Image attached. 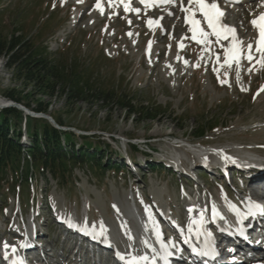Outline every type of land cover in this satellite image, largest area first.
<instances>
[{"label":"rangeland","instance_id":"obj_1","mask_svg":"<svg viewBox=\"0 0 264 264\" xmlns=\"http://www.w3.org/2000/svg\"><path fill=\"white\" fill-rule=\"evenodd\" d=\"M97 2L98 0H0V32L3 36L9 37L10 40V34L17 31L20 38H32L37 50H41L42 46L46 48L45 56H49L51 60L56 59L67 69H71L72 65L78 66L90 78L97 94L92 97V93H86L89 98L69 100L66 91H63L64 87L60 85L54 89L53 94L49 90L46 91L47 87H43L41 91L35 85L27 84L24 77H18L15 68L8 69L7 56L4 54L0 58V96L3 97L4 92L8 90L29 94L32 96L29 99L32 110L38 102L49 104L46 115L61 121L64 128L73 131V142L79 147L82 148L87 142L93 143L96 148H104L108 144L110 146L107 151L93 150L94 152L90 151L88 156H84L87 160L98 154L102 166L96 162L91 164V161L81 164H74L73 161L68 163L69 174L64 184L53 180L48 173L39 174L41 164H32L28 153H25L20 157L21 164H26L25 170L16 171L21 180L23 177L25 179L29 161L33 165V169H30L33 175L27 176L29 191L22 190L21 193H18L21 184L13 174L15 171L9 166L6 167L5 173L0 175V236L3 243L4 238H16L18 231L15 229L24 227L13 223L12 232H8L10 227L5 228V224L12 223L10 217L12 215L13 220V215L18 212V200L22 199L26 200L23 208L28 214L27 221H31L34 215L37 227L42 224L48 229L49 236H45L46 241L55 244V251L61 258L65 246L62 243L63 236H59L57 225L52 220L56 210H67L72 216L86 215L83 210L86 207L93 212L89 214L91 218L98 222L112 218L115 215V206L122 200H129L133 193L137 204L144 201L150 204L149 208L151 205L162 204L167 212L168 206L173 207L178 203L175 195L195 186L205 195L203 201L206 196L209 197L207 194L218 201L215 194L217 190L207 189L216 187L215 182L219 180L212 182L200 174L201 171L204 173L207 169H212L204 162L210 153H201L202 158H198V166L194 168L196 172L193 173H196L200 180L194 181L193 186L180 184L177 181L178 174H172L159 161L171 151L169 147L165 148V144L173 141L166 136H152L156 130L164 135L171 133L176 138L183 135V140L177 139L182 140L183 145L186 144L183 142L185 140L193 141L191 146L194 149L201 143H204L202 146H207V149L224 150L231 145L250 150L246 156L264 157V148L256 147L264 146V131L252 130L264 124V115L257 116L264 107V91H261L264 84V68L261 69L256 64L255 70L250 73L247 71L250 67L248 61L242 60L237 82L235 65L231 69L220 67L224 59L222 48L229 42H224L223 45L213 43L210 51H202L203 46L191 39L190 25L183 20L180 22L181 18H186L185 14L182 12V17L180 10L176 8L167 10L174 14V17L170 15L171 18H166L165 28H159L157 31L156 28L150 29L146 24L148 15L154 12L151 9L139 12L140 15L130 16L132 12L124 13L122 3L117 6L115 0H100L102 15L96 8ZM110 2L113 3L112 7H109ZM104 8L107 9L106 13ZM235 12H245L241 22L245 20L244 22L250 24L251 15L247 14L246 10L238 9ZM160 21L161 18L158 26ZM178 27L181 32H176ZM239 29L243 31L239 39L244 41L245 45L251 42L253 33L247 29L242 30V26H239ZM128 33H132V36ZM180 43L184 45L182 49L178 48ZM178 56L181 59H177ZM217 56L220 57L219 63L216 62ZM185 61L188 62L187 65ZM213 68H217L219 72H214ZM98 90H109L113 97L108 100L99 99ZM116 98L131 101L138 110L144 107L153 111L148 117L130 116L116 104ZM33 126L36 130L37 126ZM126 139L135 143L145 140L144 142L148 143L137 147L139 152L133 153V157L142 164L136 175L131 173L133 167L121 156L125 151ZM25 150L29 152L28 148ZM151 151L152 156H139L140 153ZM232 154L237 158V154ZM199 164L204 166L200 167ZM164 168L166 171H163ZM246 175L245 172L240 173L235 179L241 181ZM134 182L136 184H133ZM153 193L166 195L165 200L160 203L154 201ZM234 195L240 196L237 192ZM178 205L185 208L183 204ZM125 210L129 211V206L126 205ZM181 210L185 217V210ZM60 213L63 212H59V215ZM21 215H18V220H21ZM54 219L56 222L57 218ZM14 220L16 221V218ZM94 226L96 228L97 225ZM102 227L103 225L96 229L101 230ZM13 246L17 247L16 244ZM19 254L21 253L18 252V256Z\"/></svg>","mask_w":264,"mask_h":264},{"label":"trees","instance_id":"obj_2","mask_svg":"<svg viewBox=\"0 0 264 264\" xmlns=\"http://www.w3.org/2000/svg\"><path fill=\"white\" fill-rule=\"evenodd\" d=\"M10 35L9 40V37L6 38L0 32V58L6 54V67L8 69L15 68L17 76H20V78L24 77L27 84L35 85L41 91L43 87H47L46 91L49 90L51 94L60 85L64 87L63 91H66V95L70 98L69 100L73 98H89L90 96L86 95V93H92V97L97 95L90 78L78 66L72 65L71 69H67L63 63L56 59L51 60L49 56H45L47 49L43 46L41 50H37L32 43V38H20L17 36V31ZM98 91L99 96L97 98L99 99L108 100L109 97H113L109 90ZM3 97L32 110V103L29 101L32 96L29 94L8 90L4 92ZM116 100H118L116 104L129 113L130 116L148 117L150 112L153 111L144 107H140L138 110L132 105L131 101L126 102L121 98H116ZM49 107V104L44 105L38 102L36 108L32 111L47 114ZM54 120L63 127L61 121ZM24 124L31 139V146L28 148L29 152H26L32 160V164H41L39 174L48 173L53 180L64 184L69 174L67 165L72 161L74 164L91 161V164L96 162L97 165L102 166L101 161L98 160V154L93 159L88 158L86 160L84 157L88 156L90 151L96 148L93 143L87 142L81 148L73 142L74 136L54 128L46 120L24 116L21 111L9 108L0 113V175L5 173L6 167H11L15 171L13 174H15L21 184L20 191H29L27 187L29 178L27 176L33 175L32 170H30L33 169V165L29 161L26 166L28 167V174L25 179L23 177L21 180L16 171L18 169L24 172L26 165L24 162L23 164L20 162V157L25 155L20 142ZM33 125L37 126L36 130ZM97 149L101 151L100 147Z\"/></svg>","mask_w":264,"mask_h":264},{"label":"bare ground","instance_id":"obj_3","mask_svg":"<svg viewBox=\"0 0 264 264\" xmlns=\"http://www.w3.org/2000/svg\"><path fill=\"white\" fill-rule=\"evenodd\" d=\"M129 1L133 2L135 0H129ZM178 1L180 3V0H178ZM261 4H263V3H257V4H254L252 6H247L248 9H246L247 7H244L246 5H242L239 8H234L233 10H227L225 12L224 17H223V21L226 23L238 22L236 25L230 24L231 26L235 27L237 36L243 32L239 29V26L243 27L242 30H245V29L249 30L250 33H253V35L251 37V42H253V44L255 45V38L257 37V31L253 28L251 23L248 24V23L244 22L245 20L243 22H241V19L244 17L245 12H242L243 14H241L240 12L236 13L235 11L237 9H242L243 11L246 10L248 12L247 14H250L251 17L254 19L260 12H262L264 10V8L261 7ZM174 8H176V10H179L176 6L172 7L171 9H174ZM169 9L170 8H163L162 9L163 11H161V14H163L165 16V19L170 17V15H168L169 12L167 11ZM182 20L183 19L181 18L180 22H182ZM205 28H206V26H205ZM176 32H181V28L178 27L176 29ZM210 40L214 41V38L210 37ZM224 42L228 43L230 41H221L220 43L223 45ZM254 55H255V53H254ZM7 101H9V100H1V98H0V107L4 106V104L7 105L8 103H10V101L9 102H7ZM263 115H264V107L261 109V111L258 112L257 116L262 117ZM252 130L255 132L264 131V124L261 126L258 125V127H255ZM124 134H125V132H123V135ZM152 136H154L156 138H158V137L163 138L165 136L168 137V134L164 135L162 132L156 130L152 133ZM177 138L178 139H184L183 135L177 136ZM154 141H156V140H154ZM183 142H186L188 144L193 143V141H188V140L187 141L185 140ZM201 145H204V143H201ZM237 145H242V144H237ZM168 147L171 148L172 150L174 149L175 152L179 151L180 152L179 154L182 153V148L181 147L176 148L174 146V143H172V142L165 144V148H168ZM192 151H193L192 153L194 154V156H196L197 160H200L198 158H202L201 153H205V151L208 152L209 150H207V149L203 150L200 148H198V149L195 148V149H192ZM223 151H225L224 152L225 157H227V158L231 157V158H229V160L231 162L237 163L239 165L238 168H241V169H239L240 173L245 172L247 174L246 176L241 178L245 182H248L247 185L245 184L246 188L244 189V194L248 197L255 198V200L252 199V201H253V203H257L256 196L261 197L260 191L258 193L259 188L264 190V160L253 158V157H251L249 159H244V158L235 159L234 156H231V155H233L232 153H235V154L240 155V156H246L248 154L247 151H250V150L242 149V147L240 148V147L228 145V148L224 149ZM210 154L213 155L212 152ZM227 154H229L230 156H227ZM209 157H213V156H209ZM199 165H200V167L204 166L202 164H199ZM227 168L229 169V171H231V173H233V175H231L233 177L235 175L234 174V170H235L234 165L229 164ZM239 176H240V174H239ZM183 181H187V180H183ZM237 181H239V180H236V182ZM240 187L242 188L243 186L241 185ZM241 190H243V189H241ZM132 195H134V194H132ZM134 197H136V196L134 195ZM134 197H131L129 200H127V199L122 200V202L118 203L114 208L113 213L116 215H119L120 218H122L125 221L121 224V226H124L125 224H129V222H130V221H127V219H126L127 213H128V211L126 212V210H125L126 205L129 206V210L134 211V215H136L137 209L142 210V211L144 210V209H142V207H145L143 202H140V204H137L134 200L135 204H133V203L131 204V201H132L131 199H133ZM148 197H149V195H148ZM153 197L155 198L154 201H158L160 203L161 200H165L164 198L166 197V195L163 194L161 196V195H156V193H153ZM203 199H204V197H202V196L199 197L196 195L195 198H191V199L187 198L185 202H178V204L185 205V208H181V209L185 210V217H186L187 222L191 221V223L193 224L194 220L199 221L201 218V213H203V218H210V219L212 218V214H207L205 211V206H204L205 202L203 201ZM232 200H233V198L229 199V201H232ZM119 201H117V202H119ZM136 201H137V199H136ZM224 203H225V207H228V209L233 208L235 205L234 203L226 202V201H224ZM219 204H223V201H219ZM163 206H165V205H162V204L151 205L150 208H147L148 209L147 214H145L143 212L144 217L142 220V224L144 225L145 228H142L139 231L140 237L146 236L147 234H150V235L164 234V235H166V233L177 232L180 229V227H177L176 225L173 224L174 222L172 220L170 221V218H168L167 212H166V210H164ZM189 209H193V211H195V215L197 217L190 216L191 212L188 211ZM60 211L63 212V213H60V216H62V218H64L65 220H69L70 222H72L71 223L72 225H76V226L79 225L78 227H81L83 229V232L90 231V237L101 238L100 243L96 244V243L91 242L92 239L86 240L83 237H79L78 236L79 234H74L72 231H68L67 232L68 236H70L72 238H76L75 242L74 241L68 242L70 247H72V250L69 253V255L65 257V259H68V262H70V264H86V263H88V261L90 262V264H112L110 262V260L113 258L112 257L107 258V257L110 255H113L116 250L119 251V249H124L122 246H120L119 242H117V241L114 242L110 236H104V234L101 235V232L102 231L104 232V230H105V232L109 233V235L110 234L112 235V232H113L112 236H116L119 233V226H118L117 217H112L109 219L101 220V221H104V223H102L103 227L101 228V230H99V229L92 227V225L88 224V222L86 223V220H88L89 218L91 219L90 215H88V214H86V215L83 214V215H80L79 217H76V216L72 217V216H67L68 215L67 210L59 209V212ZM216 212H220L218 208L216 209ZM241 212H243V211H241ZM241 212H239V214ZM246 215H248V214H246ZM249 215H252V213H249ZM219 217H223V219H220ZM60 218L61 217H59V219ZM57 221H58V219H57ZM176 221H177V219H176ZM215 222H217L219 227H216L215 230H213V232L216 236H218L219 233L217 232L218 231L217 228H220L223 230L226 229V225L224 222V216L219 214V216H217L215 218ZM25 227L27 228L26 235L30 234L31 237L25 236V238H24L25 240H24L22 236L16 235L15 236L16 238H12L11 240L19 241V244L24 243L26 250H30V251L38 250L39 251V248H36L33 245L32 237L37 235V237L44 238L43 230L41 228L37 227V224H36L34 218H32L30 221V224L28 226L25 225ZM29 229H31V231H29ZM19 234H24V233H19ZM0 235H1V233H0ZM1 237L2 236H0V243H2ZM18 237H19V239H17ZM45 239H46V237L44 238V241H46ZM23 240H24V242H22ZM62 241L65 242L66 240L62 239ZM54 245L55 244H52L53 247H54ZM124 245H128V242L125 241ZM2 246H3V243H2ZM64 246H66V244H64ZM13 248H17V247L13 246ZM55 248L56 247H54L52 249V252L54 255L53 257L56 258V264H64L63 258H61L60 255L55 251ZM18 249L17 250L21 253V254H19L20 258H26L25 252L21 251V248H18ZM131 250H132L131 254L135 253V250H133L132 247L128 246L127 252H130ZM17 256H18V253H17ZM0 259L1 260L3 259L2 256H0ZM124 259L125 258L123 257V260ZM43 264H44V262H43Z\"/></svg>","mask_w":264,"mask_h":264},{"label":"snow or ice","instance_id":"obj_4","mask_svg":"<svg viewBox=\"0 0 264 264\" xmlns=\"http://www.w3.org/2000/svg\"><path fill=\"white\" fill-rule=\"evenodd\" d=\"M117 6L122 3L125 12H135L139 13L140 9H133L130 7L129 0H115ZM145 7L161 6V5H173L175 6V0H140ZM240 0H228V3H239ZM113 3H109V7H112ZM261 7H264V4H261ZM96 8L101 11L103 15V8L98 0ZM180 10L181 12L186 13L185 23L190 25L189 31L192 33L191 39L197 44L202 45V51L208 52L213 43L219 44L221 41H230L226 47H223V64L220 67H227L231 69L235 65L237 82H239L240 71H241V61L247 60L250 67L247 69L248 72H253L255 70L256 64H259L261 68H264V13H261L257 18H254L250 21L251 25L255 30H257V37L255 38V46L253 42H248L245 45V42L240 40L236 35V29L234 27L228 26L223 23V17L225 13L221 10L218 0H188L187 6L184 5V0H180ZM172 15V13H168ZM197 16L200 18L198 19ZM129 23H131L129 21ZM147 26L152 29L155 26L159 25L158 20L148 19L146 21ZM206 26V28L204 26ZM131 37L132 33H128ZM210 37L214 38L210 40ZM183 43L178 44V48H183ZM151 48V42H149V50ZM255 53V55H254ZM258 57V58H257ZM202 58V57H201ZM181 59V57H177ZM220 57H216V62L219 63ZM255 61V63H253ZM187 65V61L184 62ZM199 65H197L198 67ZM214 72H219L217 68H213ZM225 75H227L225 73ZM226 82V81H222ZM244 91L245 89H241ZM264 91V88L261 89ZM259 95V93H258ZM235 211V208H232ZM189 212L193 209H189ZM213 217L219 216V213L216 212L215 208L212 210ZM223 219V217H219ZM193 223L199 224L200 226L204 223L203 213H201V218L199 221H193ZM189 231H191V225L189 226ZM103 231L101 232V235ZM199 234V233H198ZM3 248L7 250L9 244L7 242L3 243ZM12 251L15 252V248H12ZM5 259H7V251L5 252ZM120 259H123L121 256ZM147 256H141L139 258L132 257L129 261V264H140L142 261H147Z\"/></svg>","mask_w":264,"mask_h":264},{"label":"water","instance_id":"obj_5","mask_svg":"<svg viewBox=\"0 0 264 264\" xmlns=\"http://www.w3.org/2000/svg\"><path fill=\"white\" fill-rule=\"evenodd\" d=\"M11 106L17 107L18 109H21L23 111H26L29 114V111L26 110V109H24L20 105H17L15 103H11ZM42 118H44L45 120H47L48 122H50L52 125H54V127H56V128L58 127V125L55 123V121L49 115L42 114Z\"/></svg>","mask_w":264,"mask_h":264}]
</instances>
